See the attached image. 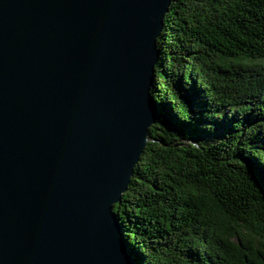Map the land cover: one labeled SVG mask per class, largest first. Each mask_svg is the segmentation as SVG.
Listing matches in <instances>:
<instances>
[{
	"label": "water",
	"instance_id": "obj_1",
	"mask_svg": "<svg viewBox=\"0 0 264 264\" xmlns=\"http://www.w3.org/2000/svg\"><path fill=\"white\" fill-rule=\"evenodd\" d=\"M171 1L0 0V264H135L114 210Z\"/></svg>",
	"mask_w": 264,
	"mask_h": 264
},
{
	"label": "trees",
	"instance_id": "obj_2",
	"mask_svg": "<svg viewBox=\"0 0 264 264\" xmlns=\"http://www.w3.org/2000/svg\"><path fill=\"white\" fill-rule=\"evenodd\" d=\"M156 123L115 203L135 264H264V0H172Z\"/></svg>",
	"mask_w": 264,
	"mask_h": 264
}]
</instances>
